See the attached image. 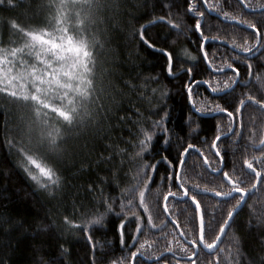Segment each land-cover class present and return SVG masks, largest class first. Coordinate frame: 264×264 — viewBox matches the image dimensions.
Listing matches in <instances>:
<instances>
[{
	"label": "trees",
	"instance_id": "1",
	"mask_svg": "<svg viewBox=\"0 0 264 264\" xmlns=\"http://www.w3.org/2000/svg\"><path fill=\"white\" fill-rule=\"evenodd\" d=\"M49 3L14 0L15 6H0V48L24 42L12 21L25 30L54 23ZM102 3L95 22L84 26L95 42L96 65L95 91L81 109L82 122L68 133L51 109L41 114L50 130L60 128L67 141L66 154L57 160L56 188L45 191L21 167V149L29 155L43 151L39 136L29 130L33 106L0 93V264H132L131 252L141 244V257L134 264H264V11L247 10L263 8L264 0ZM251 24L262 34L256 49ZM244 47L252 52L240 54ZM24 57L29 64L35 62ZM238 76L230 92L213 94L212 89L220 93L231 88ZM217 105L233 115L216 111ZM165 112L168 132L163 143L153 122ZM141 129L153 133L144 152L138 143ZM230 132L213 146L217 136ZM185 149L189 151L179 174L177 160H183ZM245 160L261 172L259 179ZM224 171L247 192L217 197L216 192L233 188ZM241 195L246 196L243 207L215 250L207 252L200 240L201 214L206 246ZM98 213H104L101 223L85 230ZM195 246L199 251L194 260L176 258L193 256ZM165 253L173 255L147 261Z\"/></svg>",
	"mask_w": 264,
	"mask_h": 264
},
{
	"label": "snow or ice",
	"instance_id": "2",
	"mask_svg": "<svg viewBox=\"0 0 264 264\" xmlns=\"http://www.w3.org/2000/svg\"><path fill=\"white\" fill-rule=\"evenodd\" d=\"M163 3V0H160ZM15 6L14 0H0V6L3 5ZM50 13V21L46 26L25 30L20 28L15 21L11 22V27L23 33L24 42L19 47L0 48V93L6 94L7 98L17 103L31 104L35 114L40 116L43 110L51 109L52 113L56 114L61 122L65 132L70 133L72 129L78 127L82 122L81 109L89 101L95 91V42L91 40L85 32V24L94 23L95 15L100 12L104 5L102 0H50L47 5ZM261 7H264L262 5ZM203 15V13H201ZM73 17L75 25L73 26ZM195 27L200 28V22L197 21ZM250 27L256 29L257 40L261 37L260 29L256 28L255 24ZM143 39V33H141ZM147 43V41H145ZM153 47V45H149ZM255 47V45H253ZM163 51V50H162ZM244 52H250L248 47L243 48ZM169 59L168 72L171 74V54H167ZM24 56L32 58L35 62L29 64ZM232 66L229 65V68ZM191 72V69H187ZM238 75V69H237ZM213 92L216 89H212ZM191 87L188 88V99L191 100ZM254 99V98H251ZM244 101H240L242 105ZM216 111H224L229 117L233 115L228 108L221 109L218 105ZM237 113L240 108L234 109ZM46 115V112H44ZM167 112L159 121L153 122L154 127L161 130V142L166 143L168 129L164 126L167 119ZM47 123V121H45ZM143 139L138 141L140 151L144 152L153 140V133L148 130L141 129ZM220 137L217 136L216 140ZM11 143V141H9ZM43 151H38L36 154L29 155L21 149L24 157V162L21 165L27 175L40 188L48 191L54 189L60 183L59 170L57 168V160L67 152V143L65 134L60 128L54 131L47 132L42 139ZM264 143V140L261 141ZM215 146V142H213ZM191 147V145L189 146ZM187 151V149H185ZM219 155V150H217ZM164 163H170L167 157H162ZM178 164H182L183 160H177ZM244 164L248 169H251L257 179L261 177V172L256 171L253 163L245 160ZM151 167L155 168V165ZM223 176L229 183L233 185L230 191L216 192L217 197H231L233 192L244 194L247 189L236 186V181H233L227 171L223 172ZM183 187V185H178ZM255 187V185H253ZM187 194V189L184 190ZM168 195H175L169 193ZM141 203H143L144 192H139ZM168 196H165V200ZM245 199L244 195L239 197L237 204L229 209L226 213L227 218L219 224V234L211 243H206V247L211 249L220 239V234L225 232L226 227H230V221L233 219L234 212L237 211L240 202ZM192 201L196 202V207L199 208V201L195 196L191 197ZM131 203V201H129ZM107 209L111 210V204H107ZM145 210L146 206H145ZM104 218V213H98L88 220L85 224V230L88 225L100 224ZM66 223L74 225V221H69L64 218ZM150 219V218H149ZM155 227V226H154ZM121 237H123V223L120 225ZM209 230L212 226L209 225ZM200 240L204 241V219L203 213L200 218ZM91 239V237H89ZM195 245L196 241H192ZM144 244L140 245L135 251L131 252V257L134 259ZM171 251V249H169ZM196 256L195 251L192 252ZM111 264H117V261H111ZM195 264V261L192 262Z\"/></svg>",
	"mask_w": 264,
	"mask_h": 264
},
{
	"label": "water",
	"instance_id": "3",
	"mask_svg": "<svg viewBox=\"0 0 264 264\" xmlns=\"http://www.w3.org/2000/svg\"><path fill=\"white\" fill-rule=\"evenodd\" d=\"M244 6H245V5H244ZM245 7H246V6H245ZM246 8H247V7H246ZM247 10H249L250 12H259V11H264V7H263V8H260V9H257V10H251V9L247 8ZM224 21H227V20H224ZM227 22L234 23L235 21H227ZM208 41H209V40H205V42H204V44H203V47H202V52H203L204 55H205V52H204V46H205V44H206ZM259 44H260V39H259V42L257 43V45L255 46L254 49H256V48L259 46ZM231 48H233V47H231ZM236 51H237V50H236ZM238 52H239L240 54H243V55H244V54L251 53L252 51H250V52H240V51H238ZM206 62H207V64L209 65V62H208L207 60H206ZM209 66H210V65H209ZM212 70H213L215 73H217V74H221V73H223V72L226 71V70H214V69H212ZM238 81H239V76L237 77V79H236L234 85H233L231 88H229V89H227V90H225V91H223V92H220V93L213 92V94H214V95H222V94H224V93L230 92V91H231V90L237 85ZM192 105H193V103H192ZM193 106H194V105H193ZM196 111H197V110H196ZM197 112H198V111H197ZM198 113H199V112H198ZM212 115H215V114H209V115H207V116H212ZM234 128H235V125H233V130H234ZM233 130H232V131H233ZM231 133H232V132H230V133H228V134H225V135L221 136L220 139L229 136ZM220 139H219V140H220ZM219 140H217V141L215 142V146H214L215 148H216V145H217V143H218ZM192 150H196V149H195V148H192ZM188 151H189V150H187V151L185 152V154H184L183 163L180 165L179 174H180L181 169H182V167H183V165H184V162H185V159H186V156H187ZM202 157H203V159H205L203 155H202ZM205 162H206V164H208L207 160H205ZM221 171H222V169H220V170H218V171H214V173H215V174H218V173H221ZM234 193H235V192H234ZM186 196H187V194H185V197H184V198H186ZM169 197H170V196H169ZM169 197H168V198H169ZM245 201H246V196H245V199H244V200L241 202V204L238 206L237 211L234 212V216H235V215L238 213V211L243 207ZM234 216H233V218H234ZM232 220H233V219H232ZM232 220H231V221H232ZM231 221H230V223H231ZM227 228H228V227H226L225 232H224L223 234L220 235V239L217 241L216 245H215L213 248H211V249L207 248V247L203 244V241L201 242L202 247H203L207 252H212V251H214L215 248L218 246V244H219L221 238L225 235ZM188 244L192 245L190 242H188ZM195 249H196L195 252L198 253V251H199L198 246H195ZM167 254H172V255H173V253H167ZM167 254L165 253V254H163L162 256H160V257H158V258H156V259H147V261L150 262V263H155L156 261L161 260V259H162L165 255H167ZM136 257H141V255H140V254H137ZM176 258L179 259V260H186V259H188V260L192 261V260H194L195 256H190V257H187V258L176 256ZM134 260H135V258L132 260V264H134Z\"/></svg>",
	"mask_w": 264,
	"mask_h": 264
},
{
	"label": "rangeland",
	"instance_id": "4",
	"mask_svg": "<svg viewBox=\"0 0 264 264\" xmlns=\"http://www.w3.org/2000/svg\"><path fill=\"white\" fill-rule=\"evenodd\" d=\"M25 59V57H24ZM44 111V110H43ZM34 113H32V117L30 119V127H29V130H30V133L35 131L37 133V135L39 136V140L42 141V139L46 136L47 132H50V128H51V125L45 123L43 120H41V115L40 116H37L35 114V111H32ZM32 128L34 130H32ZM37 130V131H36Z\"/></svg>",
	"mask_w": 264,
	"mask_h": 264
}]
</instances>
